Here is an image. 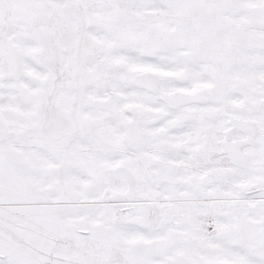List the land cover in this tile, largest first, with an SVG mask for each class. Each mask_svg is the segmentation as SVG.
I'll list each match as a JSON object with an SVG mask.
<instances>
[{"label": "snow or ice", "instance_id": "obj_1", "mask_svg": "<svg viewBox=\"0 0 264 264\" xmlns=\"http://www.w3.org/2000/svg\"><path fill=\"white\" fill-rule=\"evenodd\" d=\"M0 264H264V0H0Z\"/></svg>", "mask_w": 264, "mask_h": 264}]
</instances>
